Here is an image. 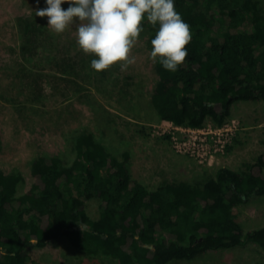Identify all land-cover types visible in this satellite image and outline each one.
Segmentation results:
<instances>
[{
  "label": "trees",
  "instance_id": "obj_1",
  "mask_svg": "<svg viewBox=\"0 0 264 264\" xmlns=\"http://www.w3.org/2000/svg\"><path fill=\"white\" fill-rule=\"evenodd\" d=\"M174 5L192 39L175 73L155 65L151 105L158 119L187 129H201L211 119L221 127L238 101L260 100L264 106V9L253 0H174ZM40 19L20 23L25 60L39 56L51 35ZM142 27L152 50L157 29L146 19ZM56 66L75 76L73 62L62 59ZM69 143L73 158L67 163L60 155L31 160L32 183L21 194L22 172L0 167V250L6 253L0 264H32L33 246L63 237L85 254L116 264L192 260L247 242L264 251V226L244 231L236 213L251 198L264 197V153L244 170L220 167L202 182L164 181L150 190L132 176L130 153L113 154L87 127L73 130ZM92 198L100 207L95 219L86 212Z\"/></svg>",
  "mask_w": 264,
  "mask_h": 264
},
{
  "label": "rangeland",
  "instance_id": "obj_2",
  "mask_svg": "<svg viewBox=\"0 0 264 264\" xmlns=\"http://www.w3.org/2000/svg\"><path fill=\"white\" fill-rule=\"evenodd\" d=\"M253 1L264 9V0ZM46 7V0H0V167L22 172L25 182L18 194L32 183L30 163L35 156L60 155L63 163L73 158L69 137L80 127L92 131L113 154L120 157L128 151L132 176L150 190L164 181L202 182L220 167L244 170L264 153L260 100L236 102L221 127L208 119L202 130L188 131L160 121L151 105L157 74L146 45L148 35L137 38L129 57L135 62L127 70L121 71L118 63L97 73L90 67L95 57L77 46L78 19L73 18V24L58 34L48 27L47 17L35 15ZM68 7V3L61 4L62 9ZM32 16L46 24L45 31L51 35L39 56L25 60L20 51L25 37L20 23ZM34 26L32 34L37 30ZM55 57L57 62H73L75 76L63 74ZM86 212L97 218L100 207L96 198L88 201ZM236 213L244 231L264 226V197L251 198ZM29 255L32 264H116L106 257L85 254L64 237L43 248L33 246ZM263 261L264 251L247 242L168 264Z\"/></svg>",
  "mask_w": 264,
  "mask_h": 264
},
{
  "label": "clouds",
  "instance_id": "obj_3",
  "mask_svg": "<svg viewBox=\"0 0 264 264\" xmlns=\"http://www.w3.org/2000/svg\"><path fill=\"white\" fill-rule=\"evenodd\" d=\"M62 3H68L65 10ZM46 8L36 16L47 17L48 27L60 34L73 24L76 43L84 54H91L90 67L99 73L119 63L121 71L135 62L129 58L146 21L156 28L149 54L153 63L175 73L185 63L186 46L192 39L190 25L176 11L174 0H46ZM86 226L81 224L80 230ZM0 250V255H4Z\"/></svg>",
  "mask_w": 264,
  "mask_h": 264
},
{
  "label": "built area",
  "instance_id": "obj_4",
  "mask_svg": "<svg viewBox=\"0 0 264 264\" xmlns=\"http://www.w3.org/2000/svg\"><path fill=\"white\" fill-rule=\"evenodd\" d=\"M183 128V127H182ZM184 129H186V130H188V131H200V130H202V128L201 129H187V128H184ZM227 132V131H226ZM227 134V133H226ZM229 139V136H228V138H227V140Z\"/></svg>",
  "mask_w": 264,
  "mask_h": 264
},
{
  "label": "bare ground",
  "instance_id": "obj_5",
  "mask_svg": "<svg viewBox=\"0 0 264 264\" xmlns=\"http://www.w3.org/2000/svg\"><path fill=\"white\" fill-rule=\"evenodd\" d=\"M186 127V126H185ZM195 129V128H194ZM186 131V130H185Z\"/></svg>",
  "mask_w": 264,
  "mask_h": 264
}]
</instances>
